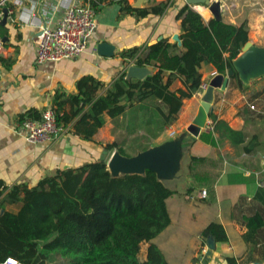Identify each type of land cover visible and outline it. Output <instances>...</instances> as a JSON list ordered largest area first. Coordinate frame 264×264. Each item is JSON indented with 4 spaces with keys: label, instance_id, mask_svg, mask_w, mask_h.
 I'll return each instance as SVG.
<instances>
[{
    "label": "crops",
    "instance_id": "1",
    "mask_svg": "<svg viewBox=\"0 0 264 264\" xmlns=\"http://www.w3.org/2000/svg\"><path fill=\"white\" fill-rule=\"evenodd\" d=\"M22 1L26 7L32 0ZM42 1L38 9L41 17L51 25L55 24L61 16V9L54 7L56 0ZM150 1L108 0L99 11H95L96 28L79 56L42 63L35 60L36 28L8 18L2 23L1 10L0 182L3 186L9 188L20 182L31 186L57 169L74 168L99 159L103 145L116 138L113 120L108 116H105L104 125L90 138L75 133L70 124L67 132L59 138L30 142L16 127L23 117L40 118L42 111L51 107L56 92L76 94L77 82L83 77L99 81L97 94L104 93L122 71L134 64L122 57V52L143 48L147 43L163 37L172 40L174 34L179 35V20H176L175 14L180 6L189 4L188 1L170 0L167 11L162 15L140 17L132 11L123 10L125 6L146 7ZM212 1L220 2L222 19L236 24L246 19L249 41L264 47V0H255V8H239L236 0ZM198 4L207 8L208 17L196 9L197 4L189 5L195 7L205 20L213 17L205 3ZM244 6L249 7L247 3ZM104 41L113 45L109 56L97 51L98 43ZM146 68L147 74L152 72L150 67ZM199 71L203 84H207L217 73L205 64L200 66ZM263 76L251 80L244 87L229 79L224 90L216 88L213 92L211 112L217 118L234 129H244L248 135L258 134L260 143L250 153L244 152L240 145H231L226 139L213 146L186 130L198 111L202 88L183 99L176 120L153 140L150 147L173 143L175 150L173 157L157 165L159 179L175 191L166 200L170 223L151 240L159 247L168 264H203V259L199 261L200 255L208 249L211 253L207 264H228L225 257L235 259L237 264L264 263V225L253 238L248 241L243 238L247 229L243 223L244 216L259 213L264 219V187L258 186V181L264 180V110L253 112L249 107L253 105L255 108V105L248 103L251 98L255 100L264 96V80L260 81ZM176 85L180 86V81L177 80ZM70 110V104L66 103L63 111ZM207 122L211 128L208 124L202 130L212 129L209 117ZM170 128H176V134L168 139L165 135ZM191 156L203 159L190 163ZM189 177L194 182L188 181ZM202 189L206 190L205 197L200 195ZM5 207L16 210L17 205L6 204ZM211 221L224 227L226 240L215 241L211 235L201 237L202 229ZM211 240L214 246L209 248ZM147 245L141 244L138 254L141 261L146 258Z\"/></svg>",
    "mask_w": 264,
    "mask_h": 264
},
{
    "label": "trees",
    "instance_id": "2",
    "mask_svg": "<svg viewBox=\"0 0 264 264\" xmlns=\"http://www.w3.org/2000/svg\"><path fill=\"white\" fill-rule=\"evenodd\" d=\"M107 1L83 0L96 12ZM169 5L170 0H151L149 6H125L123 10L140 17L162 15ZM195 7L207 14V9ZM175 18L179 20L180 45L163 37L121 53L137 66L150 67L151 73L126 78L124 70L102 94H97L99 81L81 78L76 94L53 95L50 108L57 124L67 130L71 124L75 133L90 138L108 116L119 122L122 134L103 145V150H117L130 157L150 148L176 120L183 99L201 90L200 66L210 65L226 74L249 41L246 19L238 24L222 18L205 20L189 4L180 6ZM230 81L245 86L236 72ZM66 103L70 112L63 111ZM208 117L212 129H203L198 135L206 143L217 146L219 140L226 139L246 153L259 145L258 134L234 129L212 112ZM202 159L191 156L190 163ZM174 192L151 169L113 176L101 159L57 169L31 186L20 182L7 188L0 182V264H6L8 257L19 264H51L54 257L67 264H168L151 240L170 223L166 200ZM6 204L17 208L8 210ZM243 223L247 228L243 238L248 241L264 225V219L256 213L244 216ZM200 235H212L215 241L227 239L224 227L214 221ZM142 243L148 245L141 261ZM225 261L237 264L230 257Z\"/></svg>",
    "mask_w": 264,
    "mask_h": 264
},
{
    "label": "built area",
    "instance_id": "3",
    "mask_svg": "<svg viewBox=\"0 0 264 264\" xmlns=\"http://www.w3.org/2000/svg\"><path fill=\"white\" fill-rule=\"evenodd\" d=\"M42 4V0H32L25 7L22 0H0V13L3 7H7V18L12 22H24L36 28L34 42L37 63L79 56L85 50L88 40L96 28L95 10L83 1L56 0L54 7L61 9V16L55 24L51 25L49 21L41 17V11H38ZM201 88L204 89L205 84H202ZM250 108H254V106L250 105ZM208 124L210 129L209 122L205 127ZM17 126V130L23 132L25 139L30 142L56 139L67 130L57 124L54 112L50 107L42 111L40 118H24ZM175 134L174 130L168 132L171 137ZM258 186L264 187V180L258 181ZM200 195L205 197L206 190L202 189ZM204 254L205 251H202L200 262ZM5 263L19 264L11 257H8Z\"/></svg>",
    "mask_w": 264,
    "mask_h": 264
},
{
    "label": "water",
    "instance_id": "4",
    "mask_svg": "<svg viewBox=\"0 0 264 264\" xmlns=\"http://www.w3.org/2000/svg\"><path fill=\"white\" fill-rule=\"evenodd\" d=\"M189 4L197 3L207 0H187ZM194 5V4H193ZM195 9V7H193ZM208 9L211 11L213 18L221 19V7L219 1H212L208 5ZM196 10V9H195ZM3 18L2 23L7 19V7L2 8ZM173 40H176L180 45V39L178 34L172 36ZM97 51L99 54L109 56L112 54L113 45L107 42H100L97 45ZM237 73L238 78L243 84H248L251 80L264 75V47L255 45L250 41H247L242 47V51L232 60V67H230L226 74L216 73L214 74L201 95V102L198 107V111L193 118L192 122L187 126L186 130L193 136L197 137L205 126L209 112H211V104L214 99V89L219 88L224 90L228 85L229 79ZM147 74L146 67H140L135 64L129 65L126 70V78H141ZM174 138V137H173ZM174 144L169 143L158 147H150L146 150L139 151L135 155L127 157L120 154L117 150H114L106 162L107 168L113 176H118L124 173H143L145 169H151L157 174V165L164 160L173 157ZM108 154L107 150H103L99 159L105 160ZM158 176V175H157ZM159 178V177H158ZM188 181L194 182L193 178L189 177ZM212 236V235H211ZM214 238V237H213ZM215 240V239H214ZM209 248L214 246V241L211 240ZM211 250L208 249L203 256V264H207Z\"/></svg>",
    "mask_w": 264,
    "mask_h": 264
},
{
    "label": "rangeland",
    "instance_id": "5",
    "mask_svg": "<svg viewBox=\"0 0 264 264\" xmlns=\"http://www.w3.org/2000/svg\"><path fill=\"white\" fill-rule=\"evenodd\" d=\"M210 1L211 0H207V2H204V1H201V2H197L196 4H198V3H205L206 4V6L205 7H207L208 6V4L210 3ZM236 2H237V5H238V7L240 8V7H244V8H255V0H236ZM248 4L249 5V7H245L244 6V4ZM195 4V5H196ZM199 5V4H198ZM202 8H204L202 5H200ZM204 9H207V8H204ZM205 17H208V10H207V14L205 15V14H203ZM264 80V76L263 77H261L260 78V81H263ZM236 81H234V82H232V83H235ZM208 83V82H207ZM204 91V89L202 90V92ZM255 98H257V97H255ZM251 100V101H250ZM250 100H248V103L249 104H254L255 105V108H250L249 107V109L251 110V111H253V112H255L257 109H260V111L262 110H264V96H262L260 99L259 98H257V99H253V98H251ZM247 107H248V105H247ZM113 131H114V134H115V137H116V139L122 134V131L119 129L120 127H119V122L118 123H115L114 121H113ZM176 130V128H170V129H168V132H169V130ZM174 130V131H175ZM175 133H176V131H175ZM168 139H171V138H173V137H171V136H169L168 134H166L165 135ZM129 138V137H128ZM130 139V138H129ZM129 139H127V140H129ZM153 143V142H152ZM112 151H114V150H112ZM131 152H133V151H131ZM110 153H111V151H110ZM110 153H108L107 154V156H106V158H105V161L107 162V160H108V157H109V155H110ZM55 258H58V259H55ZM55 258H53V259H55V262H53V259L51 260V263L52 264H66L65 263V261L64 260H62L60 257H55Z\"/></svg>",
    "mask_w": 264,
    "mask_h": 264
},
{
    "label": "bare ground",
    "instance_id": "6",
    "mask_svg": "<svg viewBox=\"0 0 264 264\" xmlns=\"http://www.w3.org/2000/svg\"><path fill=\"white\" fill-rule=\"evenodd\" d=\"M205 87H206V84H205ZM205 89V88H204Z\"/></svg>",
    "mask_w": 264,
    "mask_h": 264
}]
</instances>
